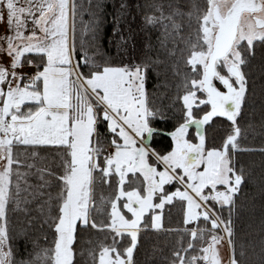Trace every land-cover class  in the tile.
Wrapping results in <instances>:
<instances>
[{
  "label": "snow or ice",
  "instance_id": "6c2138e0",
  "mask_svg": "<svg viewBox=\"0 0 264 264\" xmlns=\"http://www.w3.org/2000/svg\"><path fill=\"white\" fill-rule=\"evenodd\" d=\"M144 7V26L162 30L170 61H113L105 26L110 17L122 45L127 0L113 2L111 13L107 0H0V264H78V236L90 230L102 234L89 249L93 264H137L141 234L153 230L180 235L168 264H243L234 216L246 175L238 154L257 149L241 147L238 118L250 61L264 49V0ZM166 70L179 77L171 107L154 103L169 86ZM215 117L230 122L219 142L209 135ZM169 119L172 130L157 126ZM155 135L170 137V150L151 147ZM32 201L52 234L35 252L17 247L16 237L28 234L10 226ZM166 206L169 215L179 206L181 226H166Z\"/></svg>",
  "mask_w": 264,
  "mask_h": 264
},
{
  "label": "trees",
  "instance_id": "16d2710c",
  "mask_svg": "<svg viewBox=\"0 0 264 264\" xmlns=\"http://www.w3.org/2000/svg\"><path fill=\"white\" fill-rule=\"evenodd\" d=\"M108 12L113 11V2L119 0H107ZM153 0H127L128 13L127 23L124 26V43L118 47V37L111 35V18L109 17L105 32L107 33L104 44L109 55L114 62H119L122 58L124 62L135 61L144 54L156 56L161 59L171 60L167 57L166 49L162 47L164 36L162 30L157 28H148L144 26L143 15L148 11L145 5L152 3ZM182 3H190L191 0H181ZM197 3H204V0H196ZM84 21L89 19L88 13H84ZM183 23L187 25L185 18ZM78 27L80 25L78 24ZM191 29L185 27L183 35L187 37ZM112 39V43L108 40ZM172 42L169 40L167 48H172ZM177 47L183 48V44L177 41ZM176 63L180 70H183V62L177 53ZM250 93L247 103L242 110V116L238 118L242 129L240 144L242 148L257 149L256 151H242L238 154L242 166L245 169L246 183L243 188V194L237 201L239 215L234 216L236 229V250L237 258L243 264H259L261 251L264 250V152L259 149L264 148V49L257 47L255 57L250 61ZM167 79L168 87H161L155 92L156 99L154 103L157 106L163 104L171 107L175 103L177 92L176 85L179 83V77L173 74L172 70H166V75L161 76V80ZM149 89L153 90L152 83ZM199 95V93H198ZM178 110L179 105L176 104ZM171 116V113L169 114ZM215 127L209 130V135L226 137L229 133L230 122L224 117L214 118ZM175 119L161 121L157 126L165 131L172 130L175 125ZM207 127V126H206ZM193 130H190L192 133ZM170 137L155 135L149 144L158 151H166L170 143ZM41 155H47L41 153ZM30 182L35 184V176L29 177ZM27 207L29 213L23 211L13 215L10 226L13 233L19 232L21 228L27 232V239L23 236L16 237L17 247L29 251H39L40 248L51 245L52 234L48 228L43 215L39 212L37 202H30ZM166 226L176 228L181 226V215L179 206L173 208L169 215L168 208L165 209ZM195 226V224H193ZM193 225H189L192 227ZM204 226L203 223H201ZM102 239V234L96 230H90L78 236V247L76 259L78 264H93L92 257L89 256V249L95 246V242ZM180 239L178 233H165L149 231L142 233L140 242L135 255L137 264H168L172 248ZM187 239V238H185ZM91 241V243H90ZM243 251V255H241ZM98 257V252H97Z\"/></svg>",
  "mask_w": 264,
  "mask_h": 264
},
{
  "label": "rangeland",
  "instance_id": "374dc122",
  "mask_svg": "<svg viewBox=\"0 0 264 264\" xmlns=\"http://www.w3.org/2000/svg\"><path fill=\"white\" fill-rule=\"evenodd\" d=\"M217 85H218L219 87L222 88V85H219L218 82H217ZM222 90H223V88H222ZM193 226H194V225H193ZM202 227H203V225H202ZM229 254H230V250L227 249L226 247H223V246H222V255H229Z\"/></svg>",
  "mask_w": 264,
  "mask_h": 264
},
{
  "label": "crops",
  "instance_id": "0c3cea01",
  "mask_svg": "<svg viewBox=\"0 0 264 264\" xmlns=\"http://www.w3.org/2000/svg\"><path fill=\"white\" fill-rule=\"evenodd\" d=\"M131 175V174H130Z\"/></svg>",
  "mask_w": 264,
  "mask_h": 264
}]
</instances>
